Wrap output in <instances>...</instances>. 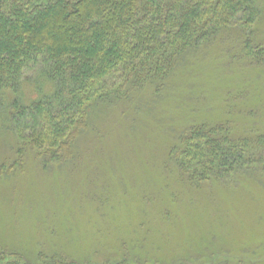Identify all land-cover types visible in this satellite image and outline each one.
<instances>
[{
    "label": "rangeland",
    "instance_id": "obj_1",
    "mask_svg": "<svg viewBox=\"0 0 264 264\" xmlns=\"http://www.w3.org/2000/svg\"><path fill=\"white\" fill-rule=\"evenodd\" d=\"M251 1L165 90L96 108L68 159L16 164L0 129V264H264V162L197 185L167 158L191 123L264 136V62L243 51L264 48V0Z\"/></svg>",
    "mask_w": 264,
    "mask_h": 264
},
{
    "label": "trees",
    "instance_id": "obj_2",
    "mask_svg": "<svg viewBox=\"0 0 264 264\" xmlns=\"http://www.w3.org/2000/svg\"><path fill=\"white\" fill-rule=\"evenodd\" d=\"M249 2L0 0V129L15 141L14 163L27 151L43 162L68 159L96 108L165 90L182 59L214 41L236 12L253 17ZM245 47L264 62L261 45ZM232 133L223 124L191 123L167 158L197 185L264 162V136Z\"/></svg>",
    "mask_w": 264,
    "mask_h": 264
}]
</instances>
